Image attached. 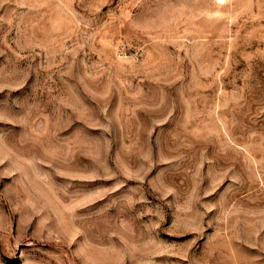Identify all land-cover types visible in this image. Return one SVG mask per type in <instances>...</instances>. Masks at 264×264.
I'll use <instances>...</instances> for the list:
<instances>
[{"label": "rangeland", "instance_id": "rangeland-1", "mask_svg": "<svg viewBox=\"0 0 264 264\" xmlns=\"http://www.w3.org/2000/svg\"><path fill=\"white\" fill-rule=\"evenodd\" d=\"M0 264H264V0H0Z\"/></svg>", "mask_w": 264, "mask_h": 264}]
</instances>
